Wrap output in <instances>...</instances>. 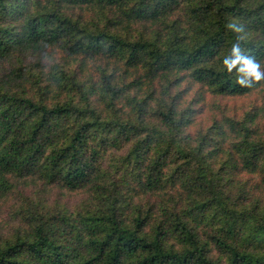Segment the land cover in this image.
Returning <instances> with one entry per match:
<instances>
[{
  "label": "trees",
  "instance_id": "trees-1",
  "mask_svg": "<svg viewBox=\"0 0 264 264\" xmlns=\"http://www.w3.org/2000/svg\"><path fill=\"white\" fill-rule=\"evenodd\" d=\"M12 58L0 264H264V105L223 103L264 98L241 71L264 72V0H0ZM28 179L87 195L71 209Z\"/></svg>",
  "mask_w": 264,
  "mask_h": 264
},
{
  "label": "rangeland",
  "instance_id": "rangeland-1",
  "mask_svg": "<svg viewBox=\"0 0 264 264\" xmlns=\"http://www.w3.org/2000/svg\"><path fill=\"white\" fill-rule=\"evenodd\" d=\"M84 12V11H83ZM87 14H91V12L87 11ZM30 59V58H29ZM21 66L20 62H17L15 58L5 59L0 61V79L2 76L6 77L10 72L9 69L18 68ZM16 80L14 79V84ZM208 93L205 95L204 100L206 101L205 109L202 110L198 118L203 122L208 121V118L212 112V109L208 103L209 99L206 97ZM224 105L227 106V112L234 114L236 117H243L246 111L264 105V98L262 96V92L259 90L257 93L248 96L236 97V98H225L223 99ZM259 108V115L257 116V123L260 128L264 127V110ZM26 188L29 191L43 192L45 196L49 197L51 203L62 204L63 206H67L71 209H74L82 200L85 199L87 193L83 190H71L68 188H63L54 185H47L42 181L31 180L28 179ZM8 197V198H7ZM7 198V199H6ZM0 224L4 226L7 224L9 218H11V210L15 202V200L11 196H6L0 201ZM83 202V201H82ZM13 221V220H12Z\"/></svg>",
  "mask_w": 264,
  "mask_h": 264
},
{
  "label": "clouds",
  "instance_id": "clouds-1",
  "mask_svg": "<svg viewBox=\"0 0 264 264\" xmlns=\"http://www.w3.org/2000/svg\"><path fill=\"white\" fill-rule=\"evenodd\" d=\"M228 27L237 32L241 30V29L236 28L235 23H230ZM233 50L238 52V49L235 48V46H233ZM239 62H240L239 59H237L236 61H232V62H229L227 59L224 61L229 71H231V69L235 67L236 63H239ZM243 63L246 65V67L241 69L242 72H247L250 75L254 76L257 82L264 80V72L258 70L260 68V65L252 63L247 59L243 60ZM238 83L241 85H244L245 82L244 80L238 79Z\"/></svg>",
  "mask_w": 264,
  "mask_h": 264
}]
</instances>
